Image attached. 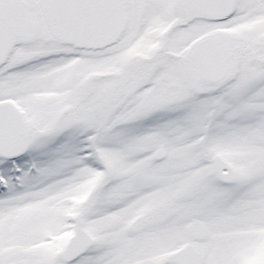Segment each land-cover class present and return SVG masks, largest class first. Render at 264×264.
I'll use <instances>...</instances> for the list:
<instances>
[{"label": "snow or ice", "instance_id": "6c2138e0", "mask_svg": "<svg viewBox=\"0 0 264 264\" xmlns=\"http://www.w3.org/2000/svg\"><path fill=\"white\" fill-rule=\"evenodd\" d=\"M0 264H264V0H0Z\"/></svg>", "mask_w": 264, "mask_h": 264}]
</instances>
